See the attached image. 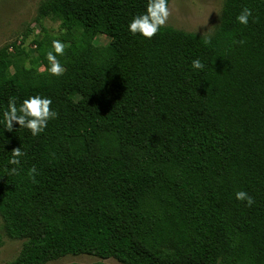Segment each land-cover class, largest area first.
Segmentation results:
<instances>
[{
	"label": "trees",
	"instance_id": "obj_1",
	"mask_svg": "<svg viewBox=\"0 0 264 264\" xmlns=\"http://www.w3.org/2000/svg\"><path fill=\"white\" fill-rule=\"evenodd\" d=\"M145 2L42 0L37 20L66 43L59 78L44 59L52 34L36 56L0 47V105L39 92L58 113L37 137L0 126L2 230L23 240L5 264H264V0H224L211 34L167 25L150 40L127 31ZM245 6L248 26L235 20ZM15 147L23 172L10 176Z\"/></svg>",
	"mask_w": 264,
	"mask_h": 264
},
{
	"label": "clouds",
	"instance_id": "obj_2",
	"mask_svg": "<svg viewBox=\"0 0 264 264\" xmlns=\"http://www.w3.org/2000/svg\"><path fill=\"white\" fill-rule=\"evenodd\" d=\"M170 0H146L143 11L131 16L127 22V31L132 36H140L145 39H152L157 33L164 29L171 16L169 7ZM235 20L238 24L248 26L250 20L255 22L257 17L251 7H243L236 15ZM61 31H63L61 29ZM39 35V32H34ZM204 44L211 43V36L205 37ZM242 43V41H241ZM66 43L57 37L56 28L52 29V39L50 46L44 53V59L47 61V74L51 77L59 78L66 72V66L61 63L59 57L65 55ZM25 67H28L27 62ZM191 68L194 71H203L205 64L197 57L191 61ZM38 71L43 72L42 67ZM53 105L50 96L36 92L28 94L25 98L19 96H9L6 107L0 105V126L4 131L15 132L17 129H26L32 137H37L44 133L48 127L49 121L54 120L58 113ZM14 124L18 127L14 128ZM25 151L21 147H15L11 150V156L8 158L6 175L17 176L23 172L22 159ZM38 170L33 165L26 172L27 178L35 181ZM235 199L246 202L251 207L254 203L253 197L244 190L236 191Z\"/></svg>",
	"mask_w": 264,
	"mask_h": 264
},
{
	"label": "rangeland",
	"instance_id": "obj_3",
	"mask_svg": "<svg viewBox=\"0 0 264 264\" xmlns=\"http://www.w3.org/2000/svg\"><path fill=\"white\" fill-rule=\"evenodd\" d=\"M42 0H0V47L16 42L24 47L31 56H36V39L46 32L52 34L53 27L59 33L58 23L50 18L37 20ZM224 0H170L171 16L168 24L186 31L202 35L211 34L220 21ZM38 31L39 35H34ZM95 44H107L109 37L92 33ZM30 64V61H27ZM3 220L0 216V233L3 244L0 246V264L15 258L22 248L23 240L13 239L2 230ZM102 261L107 264H123L115 258L102 259L94 255L68 254L46 264H91Z\"/></svg>",
	"mask_w": 264,
	"mask_h": 264
}]
</instances>
